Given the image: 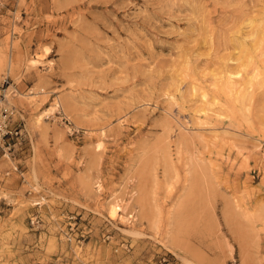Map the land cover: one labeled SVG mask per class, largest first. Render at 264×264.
Instances as JSON below:
<instances>
[{"label":"rangeland","instance_id":"rangeland-1","mask_svg":"<svg viewBox=\"0 0 264 264\" xmlns=\"http://www.w3.org/2000/svg\"><path fill=\"white\" fill-rule=\"evenodd\" d=\"M6 76L0 264H264V0H0Z\"/></svg>","mask_w":264,"mask_h":264},{"label":"built area","instance_id":"built-area-1","mask_svg":"<svg viewBox=\"0 0 264 264\" xmlns=\"http://www.w3.org/2000/svg\"><path fill=\"white\" fill-rule=\"evenodd\" d=\"M10 77L0 83V160L13 161L17 151H23L25 128L15 119V111L6 104V92L10 88ZM18 166L14 169L17 171Z\"/></svg>","mask_w":264,"mask_h":264},{"label":"bare ground","instance_id":"bare-ground-1","mask_svg":"<svg viewBox=\"0 0 264 264\" xmlns=\"http://www.w3.org/2000/svg\"><path fill=\"white\" fill-rule=\"evenodd\" d=\"M12 60L10 59V63H9V70H11L12 69ZM10 89V88H9ZM9 89H8V91H9ZM7 91V92H8ZM7 92H6V100H7V96H8V94H7ZM111 213H112V215L114 216V215H116V210L113 208L112 209V211H111ZM184 260V264H192L189 260H187V259H183Z\"/></svg>","mask_w":264,"mask_h":264}]
</instances>
